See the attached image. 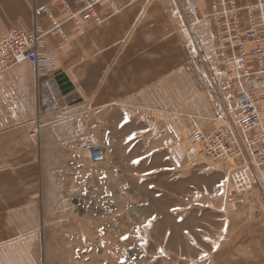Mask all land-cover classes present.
<instances>
[{
  "label": "crops",
  "instance_id": "0c3cea01",
  "mask_svg": "<svg viewBox=\"0 0 264 264\" xmlns=\"http://www.w3.org/2000/svg\"><path fill=\"white\" fill-rule=\"evenodd\" d=\"M49 1L0 0V40L13 27L49 28L47 18L34 15L35 7ZM112 1L119 11L112 14L110 4L102 3L97 8L102 22L85 34L67 25L69 42L56 33L46 38V50L56 59L50 71L28 62L0 69V264H70L68 236L79 240L86 228L72 206L71 194L87 177V161L75 149L83 143L80 126L92 114H101L95 116L98 128H114L120 114L148 102L159 82L178 81L181 92L185 79L198 88V77L184 73V27L207 14L208 3ZM67 2L81 8L80 0ZM180 92L175 96L182 102ZM261 111L264 121V103ZM38 117L43 127L32 138ZM128 124L133 133L134 120ZM243 227L224 243L217 264H264V227Z\"/></svg>",
  "mask_w": 264,
  "mask_h": 264
},
{
  "label": "rangeland",
  "instance_id": "374dc122",
  "mask_svg": "<svg viewBox=\"0 0 264 264\" xmlns=\"http://www.w3.org/2000/svg\"><path fill=\"white\" fill-rule=\"evenodd\" d=\"M184 32V73L198 77L197 90L189 80L182 81L181 92L178 81H162L144 106L118 116V127L98 128L97 113L80 126V144L104 148L106 160L93 164L84 158L87 177L71 194L86 228L79 240L68 236L70 264H217L240 226L264 227V172L254 173L250 202L229 208L223 186L230 166L213 162L191 142L193 130L232 123L236 112L194 67L189 27Z\"/></svg>",
  "mask_w": 264,
  "mask_h": 264
},
{
  "label": "built area",
  "instance_id": "2783aa9c",
  "mask_svg": "<svg viewBox=\"0 0 264 264\" xmlns=\"http://www.w3.org/2000/svg\"><path fill=\"white\" fill-rule=\"evenodd\" d=\"M205 1L207 14L189 27L192 63L206 73L223 102L234 103L236 115L232 123L215 130H193L190 139L210 160L230 166L223 186L224 202L229 208L239 209L253 195L254 173L264 171V0ZM80 2L78 10L67 0H51L35 7L36 20L47 18L49 28L37 23L31 31L13 27L0 40V69L28 62L40 72L50 71L56 59L46 50L48 36L56 33L63 42H69L64 28L67 25L79 35L85 34L90 26L102 22L97 8L104 2L110 4L112 14L119 11L112 0ZM42 127L38 117L30 136L36 138ZM75 150L93 164L106 160L100 146L78 144Z\"/></svg>",
  "mask_w": 264,
  "mask_h": 264
},
{
  "label": "bare ground",
  "instance_id": "6f19581e",
  "mask_svg": "<svg viewBox=\"0 0 264 264\" xmlns=\"http://www.w3.org/2000/svg\"><path fill=\"white\" fill-rule=\"evenodd\" d=\"M263 173V172H262Z\"/></svg>",
  "mask_w": 264,
  "mask_h": 264
}]
</instances>
